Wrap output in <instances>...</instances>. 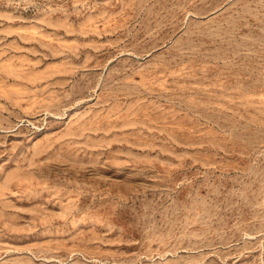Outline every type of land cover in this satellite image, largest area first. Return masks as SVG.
<instances>
[{
	"label": "rangeland",
	"instance_id": "rangeland-1",
	"mask_svg": "<svg viewBox=\"0 0 264 264\" xmlns=\"http://www.w3.org/2000/svg\"><path fill=\"white\" fill-rule=\"evenodd\" d=\"M0 264H264V0H0Z\"/></svg>",
	"mask_w": 264,
	"mask_h": 264
}]
</instances>
